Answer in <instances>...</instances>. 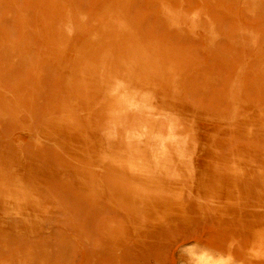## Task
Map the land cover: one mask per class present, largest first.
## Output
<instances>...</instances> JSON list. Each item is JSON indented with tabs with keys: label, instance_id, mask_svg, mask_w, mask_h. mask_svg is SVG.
Returning a JSON list of instances; mask_svg holds the SVG:
<instances>
[{
	"label": "rangeland",
	"instance_id": "obj_1",
	"mask_svg": "<svg viewBox=\"0 0 264 264\" xmlns=\"http://www.w3.org/2000/svg\"><path fill=\"white\" fill-rule=\"evenodd\" d=\"M260 257L264 0H0V264Z\"/></svg>",
	"mask_w": 264,
	"mask_h": 264
},
{
	"label": "bare ground",
	"instance_id": "obj_2",
	"mask_svg": "<svg viewBox=\"0 0 264 264\" xmlns=\"http://www.w3.org/2000/svg\"><path fill=\"white\" fill-rule=\"evenodd\" d=\"M122 84V83H121ZM120 83H118L117 84V86H116V90H118V91H121V92H124L123 90H124V85L122 84L121 85ZM109 92V91H108ZM108 92H107V94H108ZM114 93V92H113ZM110 94H111V92H110ZM171 95V94H170ZM135 96V95H134ZM137 96V95H136ZM132 97V96H131ZM140 97V96H139ZM117 98H118V95H117ZM124 98V97H123ZM133 98V97H132ZM135 98V97H134ZM107 99V98H106ZM116 99V98H115ZM112 100V99H111ZM118 100H120V99H118ZM138 101V100H137ZM137 101H132L131 102V107L133 108V110H135L136 112H142V110H140V105H139V103L137 102ZM111 102V101H110ZM112 103V102H111ZM119 103H121V102H119ZM105 104H107V103H105ZM144 106V105H143ZM113 107V106H112ZM147 107V106H146ZM145 110V109H144ZM121 111V110H120ZM156 111V110H155ZM155 111H146V112H144L145 114H144V118H145V120H149V119H151V117H153V118H158V119H161L160 117H162V118H166V119H168L169 121H171V119H169V118H172L171 116H169V115H167V114H163V113H158V112H155ZM112 111H110V113H111ZM117 114V113H116ZM119 114V113H118ZM120 118V117H119ZM172 124V123H171ZM156 135V134H155ZM187 137H189V136H187ZM130 140V139H129ZM133 140V139H132ZM162 140V139H161ZM157 155V154H156ZM166 157V156H165ZM67 164V163H66ZM195 166V165H194ZM191 168V167H190ZM96 195V194H95ZM90 197V196H89ZM119 199H121V198H119ZM126 204V203H125ZM122 205V204H121ZM125 206V205H124ZM229 256H230V254H229ZM251 256V255H250ZM250 256H248L247 258H248V260L250 261L251 259H253V258H251ZM260 259H264V257H260Z\"/></svg>",
	"mask_w": 264,
	"mask_h": 264
}]
</instances>
